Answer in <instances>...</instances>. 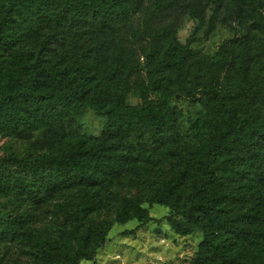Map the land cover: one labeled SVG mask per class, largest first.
I'll list each match as a JSON object with an SVG mask.
<instances>
[{"label":"trees","instance_id":"obj_1","mask_svg":"<svg viewBox=\"0 0 264 264\" xmlns=\"http://www.w3.org/2000/svg\"><path fill=\"white\" fill-rule=\"evenodd\" d=\"M46 1L8 0L0 8V125L4 123L5 133L21 137L29 122L43 121L51 128L57 127L58 122L60 133L55 140L50 139L55 145L68 137L62 122L75 112L93 110L107 121L96 142L78 141L58 154L19 158L10 146H4L0 156V191L8 189L19 212L1 221L3 234L12 240L23 235L37 248L43 264H80L95 259L112 225L109 221H90L96 210L91 193L100 190L105 177L135 162L136 158L122 149L128 146L133 134L146 127L150 131L149 143L138 142V145L149 144L157 149L166 141L173 122L170 95L154 97L152 75L146 85L137 86L140 104H129L133 51L123 48L115 39L106 52L104 64L109 75L104 82L96 81L99 69L95 59L91 64L84 62L89 49L78 33L71 36L66 58L53 61L54 57L58 58L59 47L65 46L66 29L76 28L84 40L96 28L105 33L109 30L123 39L128 37L126 21L142 15L143 32L151 40V57L157 59L175 41L186 17H202L204 0H148V6H144L147 0H57L58 10L50 31L36 38L34 49L30 50L23 45V34L28 27L21 20L32 13L41 22V15L48 14ZM212 1L215 7L209 19L210 32L226 11L237 21L245 5V0ZM189 45L190 41L183 47L178 63V83L188 95L196 97L200 92L209 96L223 74L238 81V91L231 100L220 99L218 115L212 116L206 138L196 149L205 174L190 185L189 200L182 201L178 183L168 182L156 202L169 206L175 213L167 219L176 230L188 232L199 228L204 233L195 264L214 261L248 264L244 260L249 264H264V226L259 224V209L253 208L250 215L240 216L238 222L234 221L237 217H223L217 209L231 196L230 192L224 195L227 173H236L246 180L247 164L242 166L245 158L247 163L251 162L249 171L255 176L247 178V190L241 192L243 197L233 199L255 200L254 206L258 205V181H264V38L257 43L256 55L260 58L257 65L246 37L239 52L234 46L222 45L219 57L206 63L202 75L191 74L195 55ZM99 50L97 46L95 54L99 55ZM74 192H78L74 196L75 207L79 206L74 210L73 222L56 238H44L36 228H27L24 207L29 211L41 208L52 196L62 198ZM144 217L145 212L135 199L117 210L114 222L125 224L132 218L142 221ZM231 229L238 242L243 239L238 248L219 240L224 230ZM235 250L238 255L234 254Z\"/></svg>","mask_w":264,"mask_h":264},{"label":"rangeland","instance_id":"obj_2","mask_svg":"<svg viewBox=\"0 0 264 264\" xmlns=\"http://www.w3.org/2000/svg\"><path fill=\"white\" fill-rule=\"evenodd\" d=\"M8 0H0V8H3ZM148 0L144 6H148ZM48 14L41 15V22L31 13L30 17H23L21 22L28 27L24 35L23 45L33 50L36 38H41L50 31L52 20L58 10L57 0H48L45 3ZM214 2L204 0L202 17L188 16L179 29L176 39L171 43L166 52L157 58L151 57L150 43L142 29V15H136L126 21L129 24L128 37L118 39L115 34L107 30L93 29L89 38L84 40L76 28L66 29L65 46L59 47L53 61H62L68 51V43L72 35L78 33L85 47L89 49L85 63L91 64L94 59L97 69L96 81L104 82L109 75L106 70L105 58L109 51V45L113 39L125 49H131V61L133 59L130 82L132 91L129 104H140L139 84L146 85L149 75H152L156 90L153 95L156 99L170 95L169 110L171 112L172 129L167 133V139L157 149L149 144L143 146L138 142L149 143L150 131L146 127L140 128L133 134L128 146L123 150L130 152L135 162L126 164L120 170L111 173L102 181V187L98 192H92L95 212L90 216V221L101 223L112 222L106 237V243L96 254L93 261H81L80 264H195L197 262L200 247L204 240V233L199 228L191 231L176 230L167 219L175 216L169 206L158 204L157 197L162 187L168 182L178 183V192L182 195V201H188L191 191L190 185L198 182L205 174L202 162L197 160L196 149L205 140L210 128V120L217 114L218 102L222 97L231 100L236 97L238 81L234 77L223 74L219 83L214 84L209 96L198 92L196 97H191L180 87L178 83V63L183 54V47L190 41L189 49L195 55L194 66L191 74L202 75L205 73L206 63L219 57L220 47L224 44L234 46L237 52L243 49L245 38H249V44L253 47L256 65L260 61L257 54V43L264 38V0H245V5L240 18L229 17V12L216 22L215 29L210 32L209 19L214 13ZM69 15L65 21L70 23ZM20 30V27L17 31ZM21 33V32H20ZM150 42V43H149ZM100 43V45H98ZM123 43V45L121 44ZM99 47V55L95 54V48ZM125 56V53H124ZM129 65H131L129 58ZM81 70V68H80ZM76 73V71H75ZM166 92V93H165ZM230 96H227V95ZM241 100L244 96H240ZM106 119L98 116L95 111L87 110L85 113L75 112L63 123L65 135L68 136L61 144L52 145L50 139L57 138L60 131L57 127L51 128L50 124L43 121L29 122L25 126L26 131L21 137L12 133H5L4 123L0 125V156L4 146H10L14 154L19 158H35L43 155L58 154L66 150L71 144L78 141L96 142L101 135ZM27 129V130H26ZM55 140V139H54ZM243 160L247 164L246 180L241 175L229 174L224 180V190L231 193L228 199L218 206L222 216L236 218L250 215L253 208L259 209V224L264 226V182H259L257 203L255 200L236 202L233 198L243 197L247 189V178L253 179L254 173L250 172L251 162ZM242 180V183L240 181ZM13 184V182H11ZM242 192V193H241ZM233 193H235L233 195ZM78 192L62 198L52 196L41 208L26 211L27 228H36L47 239L56 236L73 222L75 198ZM248 198V196L246 197ZM137 200L145 217L141 221L132 218L125 224L115 223L116 212L129 200ZM19 212V207L14 201L8 189L0 191V264H43L39 259L37 248L23 236L11 239L3 234V221L9 215ZM29 216V217H28ZM220 241L239 247L241 240L233 235V230H224ZM238 244V245H237ZM239 253V252H238ZM237 251L234 254L238 255ZM248 260H244L245 263ZM217 264V261L212 262ZM219 264V263H218Z\"/></svg>","mask_w":264,"mask_h":264}]
</instances>
